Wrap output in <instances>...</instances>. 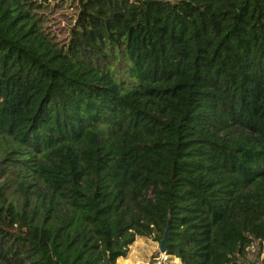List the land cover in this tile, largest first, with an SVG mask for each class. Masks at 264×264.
<instances>
[{"label":"trees","instance_id":"16d2710c","mask_svg":"<svg viewBox=\"0 0 264 264\" xmlns=\"http://www.w3.org/2000/svg\"><path fill=\"white\" fill-rule=\"evenodd\" d=\"M0 0V264H181L264 242V0Z\"/></svg>","mask_w":264,"mask_h":264},{"label":"rangeland","instance_id":"374dc122","mask_svg":"<svg viewBox=\"0 0 264 264\" xmlns=\"http://www.w3.org/2000/svg\"><path fill=\"white\" fill-rule=\"evenodd\" d=\"M49 3L52 13L73 16L75 4L73 0H45ZM159 240L154 237L137 236L130 245L127 255L117 259L116 264H146L158 254ZM243 263L264 264V242L253 241L245 250L242 257ZM169 264H179V259L171 257Z\"/></svg>","mask_w":264,"mask_h":264},{"label":"built area","instance_id":"2783aa9c","mask_svg":"<svg viewBox=\"0 0 264 264\" xmlns=\"http://www.w3.org/2000/svg\"><path fill=\"white\" fill-rule=\"evenodd\" d=\"M171 257L172 256L166 252H158V254L146 264H169L168 261H170Z\"/></svg>","mask_w":264,"mask_h":264},{"label":"water","instance_id":"95a60500","mask_svg":"<svg viewBox=\"0 0 264 264\" xmlns=\"http://www.w3.org/2000/svg\"><path fill=\"white\" fill-rule=\"evenodd\" d=\"M168 235H169V227L167 226L164 230L163 236L159 241V251L160 252H166L165 248H166V244L168 241Z\"/></svg>","mask_w":264,"mask_h":264},{"label":"clouds","instance_id":"9594fccd","mask_svg":"<svg viewBox=\"0 0 264 264\" xmlns=\"http://www.w3.org/2000/svg\"><path fill=\"white\" fill-rule=\"evenodd\" d=\"M158 252H160V251H158ZM167 254H168V253H167ZM169 255H170V254H169ZM171 256H173V255H171ZM173 257H175V256H173ZM176 258H177V257H176ZM179 264H181V263H180V260H179Z\"/></svg>","mask_w":264,"mask_h":264}]
</instances>
